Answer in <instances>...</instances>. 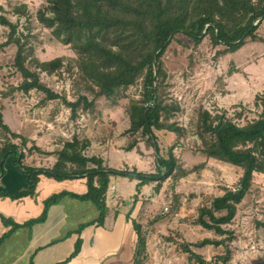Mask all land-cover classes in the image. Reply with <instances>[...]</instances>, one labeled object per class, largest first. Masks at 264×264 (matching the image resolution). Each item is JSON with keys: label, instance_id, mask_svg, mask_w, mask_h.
Segmentation results:
<instances>
[{"label": "trees", "instance_id": "1", "mask_svg": "<svg viewBox=\"0 0 264 264\" xmlns=\"http://www.w3.org/2000/svg\"><path fill=\"white\" fill-rule=\"evenodd\" d=\"M45 13L39 15L44 26L51 28L57 39L71 47L79 54L76 63L85 81L97 88L95 97H80L75 102L64 103L71 109V119L78 118V109L92 112L96 109L99 97L112 99L121 90H126L142 81V98L130 104V128L126 132L131 142L125 148L132 151L138 148L141 137H148L157 152V173L146 174L125 168L117 170L104 164L97 156H88L87 149L91 142L77 136L64 141L63 147L54 154L57 161L51 168L28 165L26 147L30 140L12 132L4 122L0 106V130L12 139H20L22 146L12 141L0 147V179L7 174L6 163L14 158L17 170L31 181V189L21 188L17 193H8L0 189V198L18 201L36 194L40 177L45 176L57 182L85 179L87 192L79 195L68 191L52 194L44 202L42 214L24 224L16 223L0 215L5 225L11 229L0 238V246L12 234L23 227L32 228L44 223L52 206L69 197L81 202H91L100 211L97 220L82 225L80 234L86 225L103 226L108 214L107 191L111 176H122L138 180V194L141 188L157 183L155 191L159 192L162 184L170 177L185 178L190 174L169 148L168 157L160 155L154 130L175 133L179 137L186 130L171 122L175 113L180 111L179 104L169 103L164 96L167 89V73L164 55L178 35L189 39L195 47L202 44L209 36L215 45H224L225 50L219 54L237 52L248 41H262L258 34L264 21V0H47ZM12 28L8 42H15L19 50L15 67L22 73L24 80L10 92H2L4 98L16 91L25 93L36 90L45 94L46 100L59 99L60 96L41 82L40 74L26 67L24 45L15 37L17 26L4 21ZM38 68L53 74L63 68L64 59L56 58L48 62H39ZM147 120L143 116V108ZM257 106L262 111L259 117L246 125H239L223 115H213L210 111L200 109L197 118V134L202 141L201 152L207 157L231 164L243 170V176L236 190L225 192L211 200L210 205L199 209L196 225L215 232L218 236H228L222 240L205 238L192 246H225L224 254L217 257L221 264H230L232 250L227 242L235 237L234 232L224 226L233 222L237 206L243 201L252 187L255 173L264 174V93L256 97ZM140 136H138V134ZM28 152L53 155L44 152L33 143ZM27 152V153H28ZM206 164L197 165L193 171L205 169ZM133 208L127 213L131 219ZM132 220V219H131ZM138 235L135 252V264H143L146 254L147 237L142 226L133 220ZM80 239L76 244L73 257L80 251ZM183 253L188 254L194 264H211L204 257L195 253L188 243L180 244Z\"/></svg>", "mask_w": 264, "mask_h": 264}, {"label": "rangeland", "instance_id": "2", "mask_svg": "<svg viewBox=\"0 0 264 264\" xmlns=\"http://www.w3.org/2000/svg\"><path fill=\"white\" fill-rule=\"evenodd\" d=\"M47 5V0H0V106L4 122L12 132L30 140L26 147L29 155L26 163L51 168L57 161L54 153L62 149L64 141L76 136L89 141L93 138L102 144L112 140L116 147L125 149L132 140L126 134L130 128L128 111L131 102L142 98V81L121 90L112 99L99 97L95 111L78 109V118L72 120L71 109L64 100L75 102L82 96L92 100L97 88L84 80L76 63L79 54L71 45L57 39L52 29L40 21V14L50 15L46 11ZM5 20L17 26L14 39H20L24 45L26 67L38 72L41 82L57 93L59 99L46 100L45 94L36 90L16 91L3 97L2 92L12 91L24 80L15 67L19 46L8 42L12 28L4 23ZM258 34L262 41H248L237 52L226 54H219L225 46L215 45L209 36L195 47L185 36L178 35L164 55L167 89L163 94L169 103L180 106V111L170 121L186 132L179 137L175 133L154 130L155 142L162 157H168L169 148L173 147L175 156L190 174L180 179L168 178L159 192L155 191L157 183L150 184L152 196L147 199L143 200L139 195L134 197L133 203L139 202L140 208L136 220L147 237L143 264H194L180 248V244L185 243L211 264H221L217 257L225 253V246L192 245L205 238L222 240L228 236H218L194 222L201 207L209 206L211 200L225 190L239 187L243 170L216 159L210 160L201 152L202 141L196 128L198 111L204 109L213 115L224 114L239 125L259 117L262 109L257 106L256 97L264 93V21ZM56 58H63L64 65L55 73L49 74L38 68L37 61L48 62ZM9 140L22 146L20 139L11 140L0 130V147ZM140 140L134 150L150 152L155 172L146 174H155L158 172L155 146L147 136ZM33 143L53 155L28 152ZM89 148L86 154L96 156L89 154ZM202 163L206 164L205 169L193 171ZM104 164L110 167L105 160ZM224 228L233 231L235 236L227 242L233 253L230 264H264V174H254L252 187L237 206L233 222Z\"/></svg>", "mask_w": 264, "mask_h": 264}, {"label": "crops", "instance_id": "3", "mask_svg": "<svg viewBox=\"0 0 264 264\" xmlns=\"http://www.w3.org/2000/svg\"><path fill=\"white\" fill-rule=\"evenodd\" d=\"M90 141L89 154L101 156L113 169L128 167L144 173L155 172L150 152L146 150L140 153L139 149H120L112 140L104 144L93 138ZM14 161V158L7 161V174L0 179V189L8 193H17L23 187L31 189V181L17 170ZM138 183V180L111 176L106 199L108 214L104 225H86L80 234H77L79 228L97 220L100 211L91 202L64 198L51 207L44 223L18 229L0 246V264H135L138 235L133 220H136L140 208L139 202L135 205L133 201L136 195L143 200L152 196L149 185L142 187L138 194ZM62 191L85 194L86 180L57 182L41 176L35 196L18 201L0 198V215L24 224L38 218L43 212V202L52 194ZM133 206L132 220H128L126 215ZM10 229L11 226L7 227L0 216V238ZM78 239L80 251L73 257Z\"/></svg>", "mask_w": 264, "mask_h": 264}, {"label": "water", "instance_id": "4", "mask_svg": "<svg viewBox=\"0 0 264 264\" xmlns=\"http://www.w3.org/2000/svg\"><path fill=\"white\" fill-rule=\"evenodd\" d=\"M150 107H151V105L149 104V105H147V106H145V107L143 108V116H144L145 120H147V117H146V111H147Z\"/></svg>", "mask_w": 264, "mask_h": 264}]
</instances>
